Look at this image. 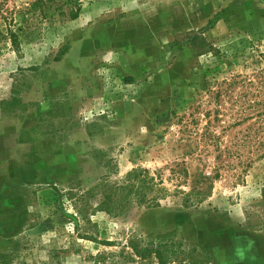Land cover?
Here are the masks:
<instances>
[{
    "label": "rangeland",
    "instance_id": "1",
    "mask_svg": "<svg viewBox=\"0 0 264 264\" xmlns=\"http://www.w3.org/2000/svg\"><path fill=\"white\" fill-rule=\"evenodd\" d=\"M262 69L264 0H0V102L20 101L1 105L0 135L30 144L0 158V264H121L133 235L172 231L210 264H264V157L246 167V124L230 126L242 82L215 98ZM136 168L162 182L159 206L93 213L98 194L87 222L65 195Z\"/></svg>",
    "mask_w": 264,
    "mask_h": 264
},
{
    "label": "trees",
    "instance_id": "2",
    "mask_svg": "<svg viewBox=\"0 0 264 264\" xmlns=\"http://www.w3.org/2000/svg\"><path fill=\"white\" fill-rule=\"evenodd\" d=\"M5 16L7 24L6 34L11 41L12 46L16 51L20 48V40L15 29V19L11 16ZM185 38L190 39V44L194 51L198 54L209 52L214 49V46L203 36L198 34L188 33ZM264 69L258 71L263 74ZM233 81L228 83L226 89L217 90L215 98H219L221 93H229L230 87L242 82L244 89L240 93V99L237 103L238 112L236 121L233 126H246L239 131L235 136L237 137V147L249 146L252 152L251 156L247 157L246 167L250 166L253 155L257 157H264V83L262 81H249L245 77L240 81L237 77H233ZM19 99L13 97L9 101L0 102V107L3 105L6 108H12L19 103ZM1 109V108H0ZM220 112V109L215 113ZM229 126L224 127L227 130ZM211 138V137H210ZM228 152H230L228 150ZM223 150L217 155V159H222ZM219 169V167H218ZM184 175H188V169L183 167ZM215 176H220L219 171ZM162 182H157L155 175H152L149 169L136 168L128 172L120 181L109 184L104 183L89 190H79L75 192L74 188H69L65 194L68 200L76 201L78 214L84 221L89 220L90 199L101 194L102 198L97 205H93V213L102 211L108 215L117 216L131 205L143 207H156L161 204L163 187H159ZM99 187V188H98ZM81 235V233H79ZM84 238L98 240L94 235H82ZM104 244L111 245L110 241H104ZM128 246V245H127ZM186 242L177 237L174 231L167 233H158L150 235H133L130 239V246L132 253H126L124 250L120 254L124 256L122 263L129 260H134L135 257L147 259L153 257L158 264H210L212 262V254L204 247H192L186 249ZM125 247V246H124ZM185 262V263H184ZM118 263V262H117Z\"/></svg>",
    "mask_w": 264,
    "mask_h": 264
},
{
    "label": "crops",
    "instance_id": "3",
    "mask_svg": "<svg viewBox=\"0 0 264 264\" xmlns=\"http://www.w3.org/2000/svg\"><path fill=\"white\" fill-rule=\"evenodd\" d=\"M4 140H5V142H4ZM15 141H16V136H14V135H11V134L0 135V158H2V160L8 159V155H9L10 151H12V146L22 148L26 151L30 150V144L29 143L18 144ZM0 185H2L1 180H0Z\"/></svg>",
    "mask_w": 264,
    "mask_h": 264
}]
</instances>
